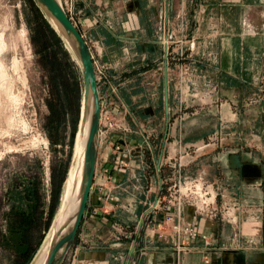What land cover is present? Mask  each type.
<instances>
[{"label":"rangeland","instance_id":"rangeland-1","mask_svg":"<svg viewBox=\"0 0 264 264\" xmlns=\"http://www.w3.org/2000/svg\"><path fill=\"white\" fill-rule=\"evenodd\" d=\"M119 2L116 5L122 11L121 18L118 24L114 22L115 34L121 36L119 48H114L119 51V58H115V53L108 62H101L96 55L92 58L103 110L98 147L110 146L107 164L110 170L98 178L95 186L93 178L79 227L95 215L94 209L98 211L89 207L91 194L104 189L113 177L112 171L121 172L130 164L131 150L123 145V138L136 134L131 115L135 116L137 102L141 100L135 99L134 92L139 86L138 74L145 68L143 56L159 58L154 76L146 77L148 82L156 83L155 105L163 129L164 42L168 46V90L176 82L182 92L177 94L179 110L171 119L176 116L183 119L186 137L194 141L176 146L174 154L164 163L161 178L208 186L211 194L216 195L212 207L217 216L220 212L231 213L232 208L244 213L243 217L263 216L264 0H167L166 23L165 0ZM78 3L81 9H76ZM98 5L102 3L77 0L73 14L69 15L90 51L94 43L81 30L82 16L85 11L111 10L107 2L102 8H97ZM137 11H144L143 17H135ZM130 13L133 26H122ZM125 38L136 41L131 43ZM141 38L150 43L145 45ZM223 44L233 45V52L237 50L239 57H227L228 51L223 53L221 49ZM248 47L252 49L249 51ZM227 61H233L232 66ZM174 71L179 74L175 80ZM65 89L74 93L64 94ZM82 92L80 65L50 18L33 0H0V264H32L47 239L63 183L73 163ZM175 92L169 90V107ZM147 98L152 104L151 97ZM57 99L65 105L58 123L51 117V110L61 107ZM168 118L170 121V113ZM154 134L160 138L159 131ZM115 145L120 147L119 153H115L118 151ZM234 149L242 153L250 166H258L253 177L240 174L234 177L223 159L216 160L218 153ZM238 186L240 190H232ZM26 188L32 191L37 188V194L27 197ZM222 188L232 192L224 195ZM107 199L113 200L111 195ZM23 217L31 223L26 222L29 224L26 239L11 227ZM137 219L132 224H112L109 241L119 242L122 235L136 227ZM78 232L79 229L62 264H76L75 247L82 248L86 242ZM26 244L34 249L27 263L21 254Z\"/></svg>","mask_w":264,"mask_h":264},{"label":"crops","instance_id":"crops-1","mask_svg":"<svg viewBox=\"0 0 264 264\" xmlns=\"http://www.w3.org/2000/svg\"><path fill=\"white\" fill-rule=\"evenodd\" d=\"M95 1L96 4L102 3L97 8H102L103 3L107 2L111 10L96 11V13L85 11L82 16L81 30L88 33L94 43L90 45L91 48L93 47L90 48L91 57L95 59L96 55L101 62H108L114 53L115 58H119V51H114V48H119L121 36L115 34L114 22L116 21L118 24L117 20L121 18L122 11L116 5L120 4L118 0ZM80 7L81 4L78 3L76 9H81ZM135 13V17L140 15L143 17L144 11ZM127 15L129 20L123 23L124 27L132 23L130 21L132 13ZM134 27L138 28V24ZM125 39L131 43L136 41L133 38ZM142 40L145 45L150 43ZM151 43L156 44L153 41ZM145 47L147 48V46ZM248 48L249 51L252 49V47ZM221 49L223 53L228 51L226 52L227 57L231 59L239 57L237 50L233 52V45L223 44ZM142 59L145 68L138 74L140 76L139 86L134 92L135 99L141 100L139 103L137 102L135 116L131 115L136 134L126 135L123 138V145L130 147L131 150L130 164L128 167L122 168L121 172H117L119 173L117 178V173L112 171L113 177L110 182L105 184L104 189L100 192L97 189L94 194H91L89 207L98 208V211L95 215L88 217L79 227L78 236L84 237L86 242L82 248L75 247L74 262L76 264H125L131 244L134 242L129 264H264V215L243 217L244 213L242 215L239 209L232 208L231 213L210 217L198 215L194 212L193 207L185 206L181 213L182 221L191 224L197 236L188 238L181 235L180 239L189 244V249L179 254L172 248L174 235L165 231L163 235L159 234L162 232L163 213L150 211V205L161 194L159 180L163 174L164 163L171 154H174L176 146L194 140L186 137L187 127L185 123L183 124V119H178L179 116L171 119L180 106V98L178 99L177 94H182L181 85L178 87L176 82L170 84L169 87L170 91L175 90L176 92L175 96H172L174 101L171 100L170 103V121L168 118L167 133L164 137L166 118L163 112L164 124L161 129L155 105L156 83L154 80L148 82L146 77L148 74L154 76L155 69H157L156 62L159 58L143 56ZM227 62L232 66L231 62L233 63V61ZM247 62H249V58ZM229 75L234 77L232 73ZM176 77L179 78V74L174 71V80ZM148 96L151 97L152 104L148 101ZM121 103L122 107L126 109L122 100ZM201 109L202 107H200ZM220 113L223 123L225 115L222 110ZM201 122H199L200 128ZM158 131L161 133L160 138L154 134ZM109 149L110 146L103 147L101 144L98 147L93 186L98 183V178L105 172L109 173L110 169L107 166ZM231 153H238L241 163L249 164L243 160L242 153L238 149L218 153L216 160L222 161L221 159H223L228 168L227 159ZM160 154L162 161L157 169L156 164ZM230 172L236 177L238 171L230 170ZM232 190H240V188L238 186ZM232 190L228 191L222 188L221 191L225 195L231 193ZM109 195L113 198L112 201L107 199ZM137 217L136 227L130 228L127 235H122L119 242L109 241L112 224H132V221H135Z\"/></svg>","mask_w":264,"mask_h":264},{"label":"water","instance_id":"water-1","mask_svg":"<svg viewBox=\"0 0 264 264\" xmlns=\"http://www.w3.org/2000/svg\"><path fill=\"white\" fill-rule=\"evenodd\" d=\"M39 9L47 15L53 25L59 32L64 42L69 46L75 55L79 65L83 80L82 103L84 107L83 116L80 117V124L83 122L86 112L88 113V127L84 141L83 165L81 173L80 194L77 208L71 223L63 227L53 237L50 249L48 251L44 264H62L65 255L72 245L76 233L79 229L83 214L86 209L89 198L94 172L96 167V156L99 143V115L100 99L97 88L95 70L93 66L90 50L79 30L68 18L66 12L58 0H33ZM164 20L167 22V0L165 4ZM167 36L164 35V40ZM167 43L162 44V102L163 111L166 118V128L164 137L167 133L168 114H169V90H168V73H167ZM79 124V125H80ZM161 154L158 157L156 167L159 169ZM228 168L231 171H238L241 166L240 155L231 153L227 159ZM134 249V242L131 244L128 258L125 264H129L130 257Z\"/></svg>","mask_w":264,"mask_h":264},{"label":"built area","instance_id":"built-area-1","mask_svg":"<svg viewBox=\"0 0 264 264\" xmlns=\"http://www.w3.org/2000/svg\"><path fill=\"white\" fill-rule=\"evenodd\" d=\"M68 18L73 14L74 4L77 0H58ZM79 11V10H78ZM72 22V21H71ZM73 23V22H72ZM96 81L99 80L97 72H95ZM103 120V110L100 101V115H99V139L102 136L101 123ZM121 131H126L123 126L118 127ZM115 153H119L120 147L115 145ZM169 178L162 179L160 177V195L150 205V211L162 212V223L160 235L164 234V231L168 234L174 235V241L172 242V248L176 253H182L189 249V244L184 243L181 239V235H185L188 238H194L197 236L193 226L189 223H184L181 218L182 209L185 206L193 207L194 212L198 215L214 217L216 209L212 207L215 201V194H211V190L208 186H202V184H193L191 182L176 183L175 181L168 182ZM97 210H93V214H96ZM221 213V215L227 214ZM204 238V237H203Z\"/></svg>","mask_w":264,"mask_h":264},{"label":"bare ground","instance_id":"bare-ground-1","mask_svg":"<svg viewBox=\"0 0 264 264\" xmlns=\"http://www.w3.org/2000/svg\"><path fill=\"white\" fill-rule=\"evenodd\" d=\"M80 106L81 116H83L84 107L82 100ZM88 117L89 115L86 112L83 122L79 125V128L76 131L73 163L69 168L66 180L64 181L62 186V194L60 197L57 213L50 227L47 239L38 250L32 264L45 263L53 237L58 233L60 229H62L63 227L66 228L67 225L71 223V220L74 216L80 194L84 141L88 127Z\"/></svg>","mask_w":264,"mask_h":264},{"label":"trees","instance_id":"trees-1","mask_svg":"<svg viewBox=\"0 0 264 264\" xmlns=\"http://www.w3.org/2000/svg\"><path fill=\"white\" fill-rule=\"evenodd\" d=\"M64 88H65V86H64ZM69 93H74V91L70 90V92H68V89L64 90V94L68 95ZM57 101H58L59 105H61V107L57 111L55 109H52V107L54 108V106H50L52 109L51 110V117L57 121L56 123H58V121L60 122L62 115H63V109L65 106L59 99H57ZM61 108H62V113L60 112ZM26 189H27L26 193H25V191H24V193H25V195L27 194L26 195L27 197L32 196L34 193H35V195L37 194V188H33V191H32V188H26ZM21 219L22 220L20 222L13 224L11 227L13 228V230H15L16 233H19V236L26 239L28 237V234H29L28 233L29 232V224L28 223H30V219L27 220L24 217ZM26 222H28V223H26ZM29 241H30V238L27 240V242H29ZM26 245H27V247L25 248V252H21V254L23 253L25 255L24 256L22 254L26 258V263H27L30 261L32 255H33L32 253L34 252V249H33V247L31 248L29 246V244H26ZM24 264H25V262H24Z\"/></svg>","mask_w":264,"mask_h":264},{"label":"flooded vegetation","instance_id":"flooded-vegetation-1","mask_svg":"<svg viewBox=\"0 0 264 264\" xmlns=\"http://www.w3.org/2000/svg\"><path fill=\"white\" fill-rule=\"evenodd\" d=\"M258 166H250V164L242 163L241 168L236 172V174H240L245 178H251L255 175V171ZM237 176V175H236Z\"/></svg>","mask_w":264,"mask_h":264}]
</instances>
